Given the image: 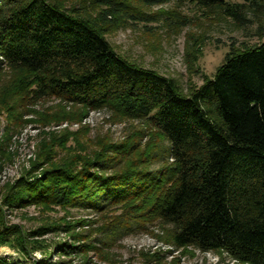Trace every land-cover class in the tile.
Wrapping results in <instances>:
<instances>
[{"label":"trees","instance_id":"obj_1","mask_svg":"<svg viewBox=\"0 0 264 264\" xmlns=\"http://www.w3.org/2000/svg\"><path fill=\"white\" fill-rule=\"evenodd\" d=\"M91 1L103 6L94 18L80 11L82 6L66 8L55 0H0V73L12 76L34 99L52 98L146 123L166 143L160 155L163 149L171 164L162 161L152 169L150 156H138L118 170L136 151L120 144L107 157L99 152L78 166L21 176L0 197V247L27 249L24 233L4 220V207L44 204L97 211L130 201L136 202L138 217L169 228L176 248L264 264V42L233 47L212 76L184 93L173 79L119 56L105 39L103 25L112 19L128 11L145 14L135 1ZM170 1L219 10L239 27L249 21L243 10L256 15L264 4H136ZM66 247L81 248L65 241L55 245ZM0 264L9 263L0 258Z\"/></svg>","mask_w":264,"mask_h":264},{"label":"rangeland","instance_id":"obj_2","mask_svg":"<svg viewBox=\"0 0 264 264\" xmlns=\"http://www.w3.org/2000/svg\"><path fill=\"white\" fill-rule=\"evenodd\" d=\"M55 2L66 8L82 6L80 11L91 18L103 8L91 0ZM136 3L145 14L128 11L112 19L103 25L105 39L119 56L173 79L184 93L212 76L233 47L264 42V4L256 15L243 10L249 21L239 27L219 10L196 4L170 1L146 7ZM120 144L134 145L136 151L118 170L138 156H150L152 169L162 161L171 164L163 149L160 155L166 143L146 123L104 111L88 112L52 98L34 99L15 85L12 76L0 73V197L21 176L52 166H78L99 152L107 157L112 154L108 150ZM123 157L121 153L119 159ZM135 204L118 202L97 211L44 204L4 207V220L24 233L27 249L1 246L0 258L9 264H239L224 254L174 247L169 228L138 217ZM39 228L44 230L35 234ZM64 241L81 248H55Z\"/></svg>","mask_w":264,"mask_h":264}]
</instances>
